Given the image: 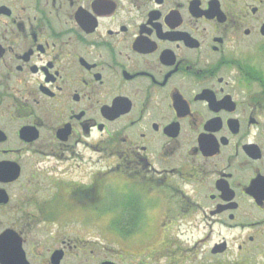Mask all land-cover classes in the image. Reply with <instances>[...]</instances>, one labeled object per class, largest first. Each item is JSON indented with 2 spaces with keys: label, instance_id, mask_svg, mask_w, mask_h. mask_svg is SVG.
I'll return each mask as SVG.
<instances>
[{
  "label": "flooded vegetation",
  "instance_id": "1",
  "mask_svg": "<svg viewBox=\"0 0 264 264\" xmlns=\"http://www.w3.org/2000/svg\"><path fill=\"white\" fill-rule=\"evenodd\" d=\"M199 248L264 264V0H0V264Z\"/></svg>",
  "mask_w": 264,
  "mask_h": 264
},
{
  "label": "rangeland",
  "instance_id": "2",
  "mask_svg": "<svg viewBox=\"0 0 264 264\" xmlns=\"http://www.w3.org/2000/svg\"><path fill=\"white\" fill-rule=\"evenodd\" d=\"M180 230L181 231H184L186 233L187 225L186 224L183 225L180 228ZM176 231H177V236H178L177 237V241L181 245V247L183 249H185V250H187V248H189V247L192 248V246L195 244V239L197 238L198 233L195 232L194 235L192 233V235L190 234L189 238H187L188 237L187 234H186L185 237L184 236L183 237L182 236H179V230H178V228L176 229ZM196 251H197L196 254H192V257H195L196 262H198V264H200V248L198 250H196ZM190 256L191 255H189V257ZM201 258L203 260V256H201Z\"/></svg>",
  "mask_w": 264,
  "mask_h": 264
}]
</instances>
